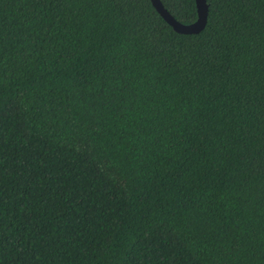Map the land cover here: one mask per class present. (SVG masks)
<instances>
[{
    "label": "trees",
    "instance_id": "16d2710c",
    "mask_svg": "<svg viewBox=\"0 0 264 264\" xmlns=\"http://www.w3.org/2000/svg\"><path fill=\"white\" fill-rule=\"evenodd\" d=\"M206 3L0 0V264H264V0Z\"/></svg>",
    "mask_w": 264,
    "mask_h": 264
},
{
    "label": "water",
    "instance_id": "95a60500",
    "mask_svg": "<svg viewBox=\"0 0 264 264\" xmlns=\"http://www.w3.org/2000/svg\"><path fill=\"white\" fill-rule=\"evenodd\" d=\"M156 11L163 17V19L176 31L184 34H192L200 32L207 21L208 6L206 0H195L197 17L193 22L182 23L176 20L164 8L160 0H150Z\"/></svg>",
    "mask_w": 264,
    "mask_h": 264
}]
</instances>
